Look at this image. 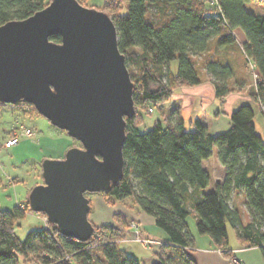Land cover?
<instances>
[{
    "label": "trees",
    "instance_id": "1",
    "mask_svg": "<svg viewBox=\"0 0 264 264\" xmlns=\"http://www.w3.org/2000/svg\"><path fill=\"white\" fill-rule=\"evenodd\" d=\"M51 1L0 0V26L26 20ZM77 1L83 6L88 2ZM257 1L218 0L211 6L206 0H107L102 9L117 27L119 50L135 84L136 108V116L126 119L124 175L106 193L112 197L107 202L113 206L131 199L168 236L170 242L162 245L153 264H196L187 253L194 244L188 225L192 214L197 232L209 236L223 253L231 254L230 224L240 245L258 247L264 258V140L257 133L252 106L259 108L264 119V14L247 8ZM236 30L245 36L241 45L245 66L253 77L252 61L258 79L250 84L252 104L231 114L230 129L213 136L197 120L195 130L187 131L180 112L173 111L167 125L158 122L141 131L145 117L151 116L150 107L166 101L176 88L199 85L203 69L212 78L219 99L241 91L240 85L229 82L234 75L231 65L212 58L202 64L195 61L209 52L212 39H218L219 47L235 44ZM51 40L61 43L62 39L53 36ZM173 61H178L175 72ZM215 148L225 177L214 191L205 192L210 176L203 162L213 156ZM237 191L243 193L251 216L246 225L242 213L231 206ZM29 211V200L25 207L13 210L0 206V264H18L20 256L33 254L41 264H143L120 247L126 243L131 224L122 215H115L117 226L93 225L94 234L87 242L65 237L50 224L29 232L21 241L15 227Z\"/></svg>",
    "mask_w": 264,
    "mask_h": 264
},
{
    "label": "water",
    "instance_id": "2",
    "mask_svg": "<svg viewBox=\"0 0 264 264\" xmlns=\"http://www.w3.org/2000/svg\"><path fill=\"white\" fill-rule=\"evenodd\" d=\"M118 41L108 13L77 0H52L0 26V103L33 106L82 146L42 162L44 182L31 190L30 209L80 242L94 234L86 193L106 194L122 180L126 119L136 116L135 84Z\"/></svg>",
    "mask_w": 264,
    "mask_h": 264
},
{
    "label": "crops",
    "instance_id": "3",
    "mask_svg": "<svg viewBox=\"0 0 264 264\" xmlns=\"http://www.w3.org/2000/svg\"><path fill=\"white\" fill-rule=\"evenodd\" d=\"M89 1V0H88ZM91 1V0H90ZM107 0L102 2L101 9L104 8ZM262 2L264 0H258L256 3ZM256 3H251L254 6ZM250 6V5H248ZM255 9V8H254ZM253 11V10H251ZM256 12L264 14V10H256ZM237 38V42L230 46L219 47L217 45L218 39H212L210 43V50L207 54L199 58H195L197 63H204L207 58L219 59L223 63L231 65L234 69V75L229 80L230 84L240 85L241 91L231 93L226 97L219 99L216 95V89L213 84L212 78L202 70V82L199 85L192 87H179L176 88L172 95L162 103L161 108L158 109L156 114L153 116L145 117L144 124L141 126V131H147L151 129L156 123L161 122L164 125L168 124V120L173 111L180 112V115L184 121V127L187 131L195 130V122L198 120L205 126H207L209 133L213 136H217L221 133L226 132L231 127V114L237 110L240 106L245 104H252V100L248 93H246L245 87H247L250 80L246 75V66L244 63L245 55L242 52L241 45L245 42V36L240 30L234 32ZM199 64V65H201ZM20 106L15 105L14 110ZM264 122V119L262 117ZM255 121V118H254ZM18 120L14 124L13 128H16L21 124H18ZM255 124V122H254ZM256 130L257 126L255 124ZM12 128V132H13ZM264 130V127H263ZM11 132V134H12ZM258 133V131H257ZM10 134V135H11ZM259 134V133H258ZM9 135V136H10ZM260 135V134H259ZM12 136V135H11ZM261 136V135H260ZM262 137V136H261ZM264 140V138L262 137ZM40 142V141H38ZM38 142L32 141L29 143L26 141L24 146L36 145ZM63 145L59 146L57 153L58 156H45L44 158H56L63 159L66 149L70 147L69 141H63ZM37 146V145H36ZM49 148L45 150H38L36 157L39 154L43 158V154L48 151ZM70 149V148H69ZM8 150V149H7ZM215 154V151H214ZM213 154V155H214ZM51 155V154H50ZM7 156V155H6ZM37 159L41 161L45 159ZM4 159H0V164H2ZM3 165V164H2ZM203 167L208 171L210 176V184L205 192H212L215 190L217 183L224 180L225 168L220 164L218 159H208L203 162ZM30 194V193H29ZM28 194V196H29ZM28 200V199H27ZM94 202L101 209V216L103 219L97 218L92 219L89 214V220L93 225L97 227L101 226H117L115 220V215H122L126 217L129 221L134 222L138 225V229L141 231L143 238H151L163 242H170L169 238L165 233H161L156 229L155 219L137 206H135L131 199H126L122 202H116L113 206L109 205L105 197H95ZM27 203V202H26ZM26 203L15 202V207L22 206L25 207ZM231 206L235 210H239L242 213L243 225L251 222V216L248 212L247 206L245 204V197L243 193L237 191L232 198ZM14 207V208H15ZM4 210V209H3ZM13 210V209H6ZM28 214V213H27ZM27 216V215H26ZM193 221H188L189 230L194 238V244L187 251V253L194 259L196 264H232L231 259L235 258L240 264H264V258L262 256L261 250L258 247L243 248L237 238L233 236L232 232L228 230L229 236V251L230 255L221 252L213 243L211 238L207 235H200L196 228V216L192 214ZM100 221V223L95 224ZM228 226V224H227ZM129 233L133 235V231L129 230ZM131 242L126 241L128 247L125 249L127 254L137 258L143 264H145L144 257L147 254H142L140 251L135 250V246ZM141 250H145L142 245H139ZM146 251V250H145ZM160 249H153L151 254L154 258H158V253ZM154 263V262H153Z\"/></svg>",
    "mask_w": 264,
    "mask_h": 264
},
{
    "label": "rangeland",
    "instance_id": "4",
    "mask_svg": "<svg viewBox=\"0 0 264 264\" xmlns=\"http://www.w3.org/2000/svg\"><path fill=\"white\" fill-rule=\"evenodd\" d=\"M104 0H89L85 7L95 8L101 10V5ZM256 3V2H253ZM250 5V6H248ZM247 5L249 10H264V3L258 2L254 6H251V3ZM255 8V9H254ZM105 12V11H104ZM113 14V12L111 11ZM178 68V61H173L171 63V70L175 72ZM132 70V69H131ZM130 70V71H131ZM246 75L247 78L250 80L246 89V93L249 95L250 86L253 77L250 75L249 69L246 68ZM131 75V72H130ZM252 85V84H251ZM255 110V124L257 126L258 133L264 138V122L262 120V115L260 113L259 108L252 104ZM15 105H8V104H1L0 103V159H4L2 164H0V206L1 209H13L15 207V202L17 200L18 203H26L28 200V194L31 190L43 184L44 180L42 177L43 168L42 162L37 159H43L45 156H58V149L59 146L63 145V141L68 142L70 144L69 148L78 147L82 148L81 143L75 139H72L68 136L65 131H62L56 127H54L46 118L41 116L40 114L36 113L33 106L30 105H20V107L14 110ZM158 109L155 110L154 114ZM153 113L151 114V117ZM148 117L147 118H151ZM18 120V124L25 126L33 130L34 136L32 138H21L19 144L9 147V148H2L1 145L5 143L10 137L11 132L14 124ZM21 126V125H19ZM17 126V127H19ZM11 134V135H10ZM10 135V136H9ZM40 141L36 145H28L24 146V143L28 141L31 143L32 141ZM49 148L42 156L39 154V157H36L38 154L37 151L45 150V148ZM66 149L64 155L62 156L65 158L66 152L69 150ZM8 149V150H7ZM215 154L210 159H218L217 157V149L215 148ZM51 154V155H50ZM53 154V155H52ZM7 155V156H6ZM56 158H44V159H58ZM63 158V159H64ZM105 197L106 199H112V197L107 196L104 194H91L86 193V197L91 202V213L90 217L92 219L99 218L103 219L101 216V209L94 202L95 197ZM47 217L42 213H35L33 211H29L26 218L20 221L15 227V236L20 239L21 241L25 240L28 233L34 230H42L48 227V222L45 220ZM188 221H193L192 215L189 216ZM100 223V221L96 222L95 224ZM133 228L137 227V232L142 239L141 231L138 229V225ZM97 226V225H96ZM131 227V224H130ZM158 231L164 234V231L157 228ZM131 230V228H130ZM228 230L232 232L233 236L235 237L236 231L235 229L228 224ZM129 232V231H128ZM127 232L128 236L130 234ZM166 235V234H165ZM151 239V238H149ZM134 245L135 250L140 251L142 254H147L148 256L144 257L145 264H153V262L157 261V258H154L151 254L152 249H145L144 251L140 249L139 245H142L137 242H131ZM128 244L125 243L121 245V248L126 249ZM126 247V248H125ZM144 247V246H143ZM18 264H41L40 260L35 256V254L30 255L29 257L25 258L20 256Z\"/></svg>",
    "mask_w": 264,
    "mask_h": 264
},
{
    "label": "built area",
    "instance_id": "5",
    "mask_svg": "<svg viewBox=\"0 0 264 264\" xmlns=\"http://www.w3.org/2000/svg\"><path fill=\"white\" fill-rule=\"evenodd\" d=\"M206 1L211 6H215L218 3V0H206ZM250 63H251V66H250L251 71L253 72V80L256 83V81L258 79V76L256 73V68H255V65L253 64L252 61ZM161 105H162V103H158L157 105L150 107L149 113H151V114L154 113L156 109L161 108ZM33 136H34L33 130L26 128L25 126L21 125L19 127L13 128L12 136L5 143H3V145H1V147L2 148H9V147L15 146V145L19 144L21 138H32ZM45 220L47 221L46 218H45ZM130 222H131V227H130L131 230L130 229L129 230L133 231V235L128 232L130 234V237L127 234L126 241H134V242L140 243L147 250L152 249V248L153 249H156V248L160 249L162 247V245H164L163 242L158 241V240L149 239V238H142L141 239L137 230H136L137 227L135 229H133L136 226L135 223L132 221H130ZM221 252H223V251H221ZM231 263L232 264H240L238 262V260L235 258L231 259Z\"/></svg>",
    "mask_w": 264,
    "mask_h": 264
}]
</instances>
